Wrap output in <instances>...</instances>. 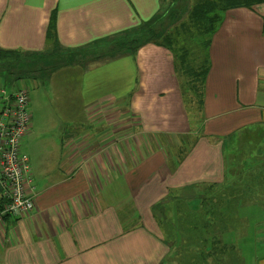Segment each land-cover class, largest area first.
Returning <instances> with one entry per match:
<instances>
[{"label":"crops","instance_id":"1","mask_svg":"<svg viewBox=\"0 0 264 264\" xmlns=\"http://www.w3.org/2000/svg\"><path fill=\"white\" fill-rule=\"evenodd\" d=\"M161 1L0 0L2 50H44L47 26L55 14L59 45L74 51L67 62L74 71L80 68L79 89L86 90V98L79 89L74 91L65 115L72 118V108H78L85 120L104 125L101 133L77 136L67 144L66 162L53 174L52 185L49 173H42L47 175L45 185L33 186L30 213L0 223V264H244L238 238L249 227L262 225L258 215L264 214V194L257 197L238 188L246 178L245 154L259 157L264 168V3L223 15L209 46L204 135L178 168L170 166L164 148H151L145 139L163 135L176 139L188 131L168 50L151 43L135 55L111 58V49L108 60L91 63L120 65L119 74L108 83L118 81L121 89L134 86L128 99L112 102L91 94L98 86L93 80L97 67H84L85 58L75 60L76 54L85 57L88 50L110 44L114 35L153 18ZM113 106L118 116L125 115L122 129L116 131L110 128L114 119L108 118ZM256 130L263 131L258 140ZM116 132L119 139H130V145L104 143L105 133L111 139ZM255 140L258 145L249 147L247 141ZM236 165L241 172L226 176L225 168ZM31 176L34 181L32 172ZM119 179L128 186L133 203L127 208L125 232L117 207L109 200L104 204L108 197L99 192ZM224 181L236 188L235 217L242 209L246 215L237 228H225L221 241L213 243V226L192 224L194 211L204 185L222 186ZM244 184L252 190L253 182ZM242 194L248 198H239ZM159 202L161 209L152 211ZM254 264H264V257L255 258Z\"/></svg>","mask_w":264,"mask_h":264},{"label":"trees","instance_id":"2","mask_svg":"<svg viewBox=\"0 0 264 264\" xmlns=\"http://www.w3.org/2000/svg\"><path fill=\"white\" fill-rule=\"evenodd\" d=\"M263 3L264 0H195L187 11L186 20L173 31H176V36L174 38L171 36L168 37V35L173 32L168 33L167 36L161 37V35L162 29L165 26H163V24H165L164 21L170 23L174 20L173 15L175 10L172 13L169 12L165 14V16L156 14L148 21H144L134 28L125 30L109 38L113 43V54L123 51L122 53L125 55L132 56L136 54L141 46L152 43L154 45L160 44L158 46L168 50L172 56L174 75L178 82V91L180 93L182 110L188 125V131L184 135L180 134L176 136L178 140H176L175 150H170L167 144L164 147L166 152L171 155V159L168 160L170 166L176 168L179 163L181 164L196 145L199 138L203 136L204 90L206 76L210 67L209 46L213 35L222 22L223 15L232 9H251ZM176 12L177 14H181L182 11L181 9H176ZM179 18L180 17L177 16V19ZM55 24V14L53 13L46 30V48L41 52L0 49V78L5 87L2 86L4 89L7 90L10 83L14 82L13 86L19 83L22 76L25 75L37 73L46 78L50 71L59 65L58 63L52 65L53 62H55L54 60H65L67 53L75 54L73 53L74 51H68L59 45ZM163 39H165V43L159 42ZM191 46L198 49L197 52L192 51L190 48ZM57 56H59V58H57ZM250 132L251 130L248 129L247 133ZM253 132L257 140L263 135V131L256 130ZM180 143H182L181 147ZM247 144L249 147L257 146L258 141L255 140L253 143L247 141ZM240 146H242V144H240ZM263 157L264 156H262V158ZM243 162L246 168L243 169L244 172H246V178L241 181L238 188H246L245 192L252 191L257 197L261 196V194H264V186L260 187V182L262 180L261 175L264 177V172H262L264 168L260 167V164H258V162H260L259 157H248L247 154H245ZM241 169L242 168L238 165L228 167V171L227 168H225L226 176H231L229 172L232 173L233 170L241 172ZM248 181L253 182L252 190L248 186L249 184H244ZM223 183L224 185L222 186H215L213 184L204 185L205 189L197 197L199 200L197 210L194 211L190 209L191 212H197L193 218L192 224L204 225L205 223V225L213 226L210 240L213 243L221 241V237L225 234V228H237V226L240 225L239 222L243 221L241 217L237 216L236 218L233 211L232 205L236 206L239 204L235 200V185L225 181ZM219 195L222 196V199L219 198ZM241 197H243V199L248 198L247 194H242L239 198ZM236 199H238V197ZM162 204L163 202L156 203L152 207V211L158 212ZM240 204V206H242V202ZM248 204L251 203L249 202ZM222 208L223 210L220 211ZM9 217L13 216L5 215L2 221H6ZM185 223L186 222H184V224Z\"/></svg>","mask_w":264,"mask_h":264},{"label":"rangeland","instance_id":"3","mask_svg":"<svg viewBox=\"0 0 264 264\" xmlns=\"http://www.w3.org/2000/svg\"><path fill=\"white\" fill-rule=\"evenodd\" d=\"M194 1L195 0L161 1V7L158 15L165 16V14L169 12L172 13L175 10L173 15L174 20H172L170 23L164 21L165 24H163V26H165L162 29L161 37L167 36L168 33L173 32L179 27L181 23L186 20L187 11ZM176 9H181V14H177ZM177 16L180 18L177 19ZM170 36L174 38L176 36V31L168 35V37ZM159 42L165 43V39ZM110 44H100L96 49L88 50L87 54L83 53L85 57L82 56V53H79L78 55L76 54L75 57V60L85 58L83 62L84 67H97L94 69L98 70H93L96 71L93 76V80L98 83V86L94 91H92L91 94L103 98L104 102H112L118 99H128L129 95L134 89L133 85H130L127 89H121V84L118 81L108 83L109 80L119 74L121 69L120 65L110 64L111 62L102 64L103 66L92 65L94 62H103L104 60H108L109 57L108 55L106 56V54H109L111 49L113 51V43L112 45ZM190 48L195 52L198 50L193 48V46ZM122 52H118L116 54L114 53L111 55V58L126 56ZM59 56H57V58H59ZM68 56L69 53H67L65 56V60H54L55 62H53L52 65H56L57 63L59 65L50 71L47 76V80H45L44 76L34 73L33 75L30 74L22 76V79L19 81V83L13 86V82L7 87L8 93H14L16 89L20 87L24 88L28 93L30 125L29 132H27V134H25V136L22 138L20 151L22 154L26 155L29 160L28 164L30 172H32L33 178L35 179L32 186H38V188L41 189L45 185L42 180H46L47 178V175L42 177V173L45 171L49 173L48 175H50L51 178L50 184L52 185L53 174L59 173V169H61L63 164L66 162V146L69 142H71V140H78L77 136L81 135L85 136L90 133L95 135L99 132L101 133V130L104 127L102 124L96 125L94 122L85 120L83 114L78 110V108H72L74 113L72 118L65 115L66 104L72 97L75 96L74 91L80 88L78 81L81 79L80 68L76 67V71H74V66L67 62ZM1 86H3V84L0 78V87ZM79 93L81 97L86 98V90L79 89ZM117 110V107L113 106L112 111H110L112 113L108 117L114 119L112 122L113 125L110 128L114 129L115 131L122 129V119L123 116H125L122 114L118 116ZM203 130L204 128H202V135H204ZM105 134L103 135L105 144H107V141H112L114 144L116 143V145L120 146L130 145V139H124V141L122 138L119 139L118 136L120 133L118 132H116L115 137H112L111 139H108ZM99 138H101V136ZM118 139L119 141H117ZM145 139L148 141V144L151 146V148L155 147V145L157 147L164 148L167 144L170 147V150L176 149L175 144L176 140H178L175 139V137L170 139V135H163V137L160 138L145 137ZM181 146L182 143H180V147ZM169 159H171V155L168 160ZM180 165L181 164L179 163L177 168ZM107 187L108 186H102V189L99 191L100 195L102 197H108L104 198V204H107L106 200H109V204H114L117 207L120 224L122 227H124L123 231L125 232L127 231L125 226H129L127 208L129 203L131 205L133 204L131 201H129V192L127 191L128 186L125 185V181L119 179L116 180L114 185L108 188ZM132 188L133 187L131 186L130 190H132ZM57 192L58 190L54 193ZM194 203L196 204L197 201H194ZM245 215L246 211L245 209H242L239 217L245 219ZM259 217L263 221V226L257 225L254 227H249L246 231H244L243 235L238 238V242L242 246L244 264H254L255 258L264 257V246H260L261 243H264V214L261 216L258 215V218Z\"/></svg>","mask_w":264,"mask_h":264},{"label":"built area","instance_id":"4","mask_svg":"<svg viewBox=\"0 0 264 264\" xmlns=\"http://www.w3.org/2000/svg\"><path fill=\"white\" fill-rule=\"evenodd\" d=\"M30 125L24 88L8 93L0 87V223L5 215L22 217L34 209L33 179L28 158L20 151Z\"/></svg>","mask_w":264,"mask_h":264}]
</instances>
